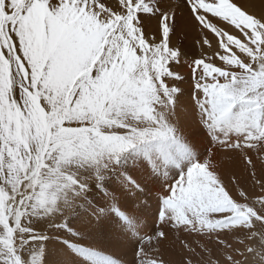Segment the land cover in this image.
I'll return each mask as SVG.
<instances>
[{"label": "snow or ice", "instance_id": "6c2138e0", "mask_svg": "<svg viewBox=\"0 0 264 264\" xmlns=\"http://www.w3.org/2000/svg\"><path fill=\"white\" fill-rule=\"evenodd\" d=\"M227 3L239 16L219 14L218 0L166 8L162 0H0V264H82L78 241L60 239L65 230H115L111 204L131 211L152 190L147 178L189 151L176 111L186 79L191 126L210 147L169 186L134 264H150L146 242L172 232L214 236L217 248L231 249L228 233L243 231L256 257L252 243L264 238V13ZM193 31L198 55L188 56L179 42ZM221 154L240 157L243 181L233 172L226 182L212 163ZM129 159L135 167L126 171ZM224 259L237 264L227 252Z\"/></svg>", "mask_w": 264, "mask_h": 264}, {"label": "rangeland", "instance_id": "374dc122", "mask_svg": "<svg viewBox=\"0 0 264 264\" xmlns=\"http://www.w3.org/2000/svg\"><path fill=\"white\" fill-rule=\"evenodd\" d=\"M222 1L224 3H222ZM237 1L235 0V4L237 3L236 4L237 6H239L240 8H243L245 10L244 6L246 4L245 3L246 0H240L238 2ZM243 1H245V2H243ZM162 2H163L162 3L163 7L166 8V6H168L172 3V0H166V1L162 0ZM243 3H245V4H243ZM241 5H244V6L242 7ZM216 7L219 8L220 11L223 9L225 10V11H222L223 13L221 12V15L222 14L223 15H225V14L226 15H232L234 12L232 9L236 10L235 8L232 7V5L230 6V4L227 3V0H225V1L224 0H218V4ZM236 11L234 13H237ZM236 15L239 16V13ZM182 28H183V25H181V26L178 25L177 31L180 32L182 30ZM193 32H195V31H193ZM197 35H199V33L192 34V36H191V34L189 35L190 40L187 38L189 41L188 42L189 45H192L191 44L192 42H193V44L195 43V37ZM211 36L212 35L209 34V39L213 38ZM182 38H183V35L181 36V39ZM179 43H180V46L183 48V46L181 44H184V39L181 40ZM197 55H198V53H197ZM183 69L185 70V72L187 71L186 68H182V69H180V71H182ZM182 85H185V87H186V90H184V93L187 92L186 93L187 96H185V94H182V98H180V96L178 97L179 98L178 100L180 101L179 103L183 106L182 108H184V109H182V108L178 109L176 107V111L178 112L177 114H179V116H181V114H182V116L188 115V113H186V112H190L189 115H191L193 112H192V106L190 103L191 102L190 101V89L188 87L187 79H186L185 83ZM178 100L176 102H178ZM185 102H187V103H185ZM185 108L187 109V111H185ZM182 110H183V112H182ZM182 116H181V118H183ZM190 127H191V123H190V126L188 124L189 131H191V132H188L186 130L187 132L185 134L186 140L190 137V139L187 140V144L189 146L190 151L183 153L178 160L173 162L171 165L165 166L164 167L165 169L162 168L163 170L161 169L160 172L156 173L155 179H153L152 177L147 178V179L153 180L152 190L150 191V193L147 196L141 195L138 198L137 202L132 203L130 205L131 211H129L128 208L120 207V205L116 202H113L111 204V206L107 209V212L109 215L114 214V215H112V217L118 224V227L115 230L109 232L108 234L107 233L106 234L100 233L97 236L94 235L93 231L89 230V233H92L93 237L95 239L92 238V241L86 242L87 244H84L85 246L90 247L88 249L82 247V244H81L82 242L80 243L79 238L76 237V240L78 241V245H80L78 247L82 248V249H80L81 251H79L80 252L79 257L85 256L83 259L80 260V261L83 260L82 262H84V263H82V264H134V259H135L134 252H135V248L138 244L137 240L140 236H143L145 233L152 231V229L154 228V221L156 219V216H157L160 208L162 207V203H163V200L165 199V195L168 191L169 186L173 183V181L177 180L182 175L186 174V172H187L186 170H188L187 167L190 166V161H192V160L199 161L200 159H202L203 156L206 154V151L210 147V145H209L210 140L207 137V135L205 133H203L202 131H198L199 129L196 130L194 128L195 130L194 129L192 130L193 127H191V128ZM185 129H187V128L185 127ZM189 133H190V136H187ZM198 133H201V136L198 137L199 142L197 141V136L199 135ZM193 134H194V136H193ZM195 134H196V136H195ZM191 139H193V141ZM201 139H203L204 141ZM189 141H191V143H189ZM197 142H198V144L200 143L199 145L197 144L199 147L196 145ZM201 143H202V147H201ZM193 145H196L197 148H199V149H197L196 146H193ZM261 148H262V150H261ZM263 148H264V145H261L260 148L258 149V152L261 153L262 156H264V149ZM212 163L216 165V167L219 171H222L226 174V182L232 178V176L230 174H232L233 172L242 181L246 178L245 166L243 165L239 156L238 157L237 156L230 157V156H224L221 154V156L218 155L216 160L213 161ZM123 167L126 171H130V170L134 169L135 165L133 164L132 160L129 159L124 164ZM149 167H151V164L149 165ZM259 168H261V170H264V164H261V165L258 164V169ZM162 175L164 178H161ZM205 175H208L207 170H205ZM125 179H127V177H125ZM251 186H252L251 182H249V187H251ZM97 198H99V197H97ZM73 220L75 222H77V218L75 216L70 218V223L74 222ZM73 225L75 226V224H73ZM73 225H72L73 230L71 229V231H69L66 229L64 236L60 237V239L66 240V239H68V237L70 235L75 238V235H73V234L76 232L74 230V228H76V227H74ZM102 235H103V237L101 238ZM104 235H105V237H104ZM125 236H126V238H125ZM246 236H247V234L243 233V231L229 232L226 239L232 242V248L231 249H225V248H217L215 246V243H214L215 237L214 236L213 237H200V236H196V235L189 236V235L184 234V233L177 234L175 232H172L169 235V239L166 241L158 242L157 240L153 239L151 241L146 242V244H145L146 255L142 254V256H143V259L145 261L150 262V264H155V262L158 260H162L163 264H213V261H218L219 264H229V262L224 259V253L227 252V253H229L232 256L237 258V264H240V262L241 263L243 262L242 264H251V262H249V260L252 258V256H248V254L246 252V247L249 243V241L246 239ZM98 237L101 239H99ZM233 238H235V239H233ZM97 239L101 240V241L98 242ZM240 239L245 240V243L244 244L236 243V241L240 240ZM94 240H95V242H94ZM181 240H186L189 244V248L183 247ZM83 242L85 243V241H83ZM93 242H94V244H93ZM258 242H261L262 245L264 246V238L260 239ZM55 244H56V242L53 241L52 245L55 246ZM102 244H103V246H102ZM95 245L98 249H95ZM201 245H204L205 247L201 248ZM51 246H50V248H51ZM252 247L254 248L255 246H252ZM262 251H264V248L262 249ZM55 253H56V251H53L51 254H49L48 259L49 260L55 259L56 258ZM241 253H243L244 256L241 255ZM249 257H251V258H249ZM256 257H257V254H256ZM239 258L241 259L240 262H239ZM246 262H248V263H246Z\"/></svg>", "mask_w": 264, "mask_h": 264}, {"label": "bare ground", "instance_id": "6f19581e", "mask_svg": "<svg viewBox=\"0 0 264 264\" xmlns=\"http://www.w3.org/2000/svg\"><path fill=\"white\" fill-rule=\"evenodd\" d=\"M163 1H166V0H163ZM225 1V0H224ZM237 1V0H236ZM238 1H240V0H238ZM237 1V2H238ZM249 1V2H248ZM169 2V1H168ZM243 2H245V1H243ZM248 2V3H247ZM163 3V2H162ZM167 3V2H166ZM222 3H224L223 1H222ZM246 3V4H245ZM245 3H243V4H245V6L244 5H241L242 7L244 6V8H245V10H248V11H251V12H254L255 14H257V15H260V14H262V13H264V0H246V2ZM169 4V3H168ZM226 4V3H225ZM237 4V3H236ZM223 5V4H222ZM227 5V4H226ZM165 6V5H164ZM231 6V5H230ZM167 7V6H166ZM221 8V7H220ZM223 8V7H222ZM225 8V7H224ZM219 9V8H218ZM241 9H243V8H241ZM227 10V9H226ZM234 12L236 11V10H234V9H232ZM244 10V9H243ZM222 11H225L224 9L223 10H221L219 13L221 14V12ZM233 12V13H234ZM237 12V11H236ZM223 13V12H222ZM236 14H238V12L236 13ZM223 15V14H222ZM226 15V14H225ZM181 26V25H180ZM180 30V29H179ZM197 33H199V32H197V31H195V32H193V33H190L191 34V36H192V34H197ZM212 37V36H211ZM210 37V38H211ZM189 40H190V37L188 38ZM188 39H184V44H181L182 46H183V48H182V50L184 51V52H186L187 53V55L188 56H196L197 55V51L192 47V45H189V41H188ZM211 39H213V38H211ZM182 40H183V38H182ZM183 42V41H182ZM215 42V41H214ZM193 43V42H192ZM180 68V66H178V68H177V70ZM180 69H182V68H180ZM180 69H179V71H180ZM182 71H185L184 69L182 70ZM182 88H183V94H185V96H187L186 95V93H184V90H186V87H185V85H182ZM188 90V89H187ZM180 98H182V95H180ZM179 99V98H178ZM177 99V100H178ZM186 99V98H185ZM180 101L178 100V102H176V104H177V108L179 109V108H182L183 106L179 103ZM185 103H187V102H185ZM191 103V102H190ZM189 104V103H188ZM186 105V104H185ZM188 106V105H187ZM186 107V106H185ZM182 109H184V108H182ZM185 111H187V109L185 108ZM184 111V112H185ZM180 112V111H179ZM182 112H183V110H182ZM181 112V113H182ZM178 113V112H177ZM186 113H188V115H184V116H182V114H181V116L183 117V118H181V120H182V124L187 128L186 130L188 131V132H191V131H189V128H188V124H189V126H190V123H191V121H192V119H193V113L191 114V115H189V113L190 112H186ZM184 114V113H183ZM179 115V114H178ZM192 127V126H191ZM190 127V128H191ZM194 128H192V130H193ZM195 130V129H194ZM197 130V129H196ZM186 131V132H187ZM198 131H200V130H198ZM197 131V132H198ZM196 133V132H195ZM192 134V133H191ZM199 135L197 136V141H198V137L199 136H201V133H198ZM203 135V134H202ZM187 136H190V133L187 135ZM193 136H194V134H193ZM195 136H196V134H195ZM186 137V136H185ZM192 137V136H191ZM188 138V137H187ZM188 139H190V137L188 138ZM187 139V140H188ZM195 139V138H194ZM186 140V141H187ZM192 141H193V139H191ZM201 140H203V139H201ZM204 141V140H203ZM199 142V141H198ZM198 142L196 143V145L198 144ZM202 142V141H201ZM189 143H191V141H189ZM193 144V143H192ZM195 144V143H194ZM200 144V143H199ZM198 144V145H199ZM204 144V143H203ZM196 145H193V146H196ZM197 145V146H198ZM210 145V144H209ZM197 146H196V148H197ZM207 146V145H206ZM199 147V146H198ZM201 147H202V143H201ZM205 147V146H204ZM208 148V147H207ZM197 149H199V148H197ZM203 149V148H202ZM264 149V148H263ZM196 150V149H195ZM261 150H262V148H261ZM190 151V150H189ZM199 151V150H198ZM194 154V153H193ZM197 155V154H196ZM221 156V155H220ZM185 157V156H184ZM238 157V156H237ZM228 158V157H227ZM228 160V159H227ZM236 160V159H235ZM225 161V160H224ZM230 162V161H229ZM235 163V162H234ZM187 164V163H186ZM232 164V163H231ZM187 167V166H186ZM165 169V168H164ZM187 169H188V167H187ZM163 170V169H162ZM187 171V170H186ZM163 172V171H162ZM166 173V172H165ZM166 175V174H165ZM164 175V176H165ZM231 175V174H230ZM169 176V175H168ZM240 177V176H239ZM161 178H164L163 177V175H162V177ZM174 182V181H173ZM156 189V188H155ZM97 191H99V190H97ZM157 191V190H156ZM165 197H166V195H165ZM112 210V209H111ZM108 213V212H107ZM111 213V212H110ZM112 215H114V214H112ZM111 215V216H112ZM116 215V214H115ZM77 218V217H76ZM72 220V219H71ZM74 221V220H73ZM72 222V221H71ZM77 223H78V220H77ZM74 226V225H73ZM74 227H76V226H74ZM121 227V226H120ZM73 230V229H72ZM74 230L76 231V228H74ZM124 230V229H123ZM120 231V230H119ZM68 233V232H67ZM71 233V232H70ZM244 233V232H243ZM98 234H100V233H97V232H94V235L95 236H97ZM102 234V233H101ZM104 234V233H103ZM108 234V233H107ZM73 235H75V239H76V237L77 238H79V240H80V243L82 244V247H84V248H90V247H88V246H85L84 244H87L86 242H89V241H92V238L93 239H95L94 237H93V234L92 233H89V229H81L79 232H75ZM236 235V234H235ZM234 235V236H235ZM243 235V234H242ZM239 236V235H238ZM245 236V235H244ZM68 237V236H67ZM103 237V235L101 236V238ZM104 237H105V235H104ZM130 237V236H129ZM243 237V236H242ZM64 238V237H63ZM99 238V237H98ZM101 238H99V239H101ZM125 238H126V236H125ZM233 239H235V238H233ZM262 239V238H261ZM137 240V239H136ZM83 241H85V243L83 242ZM97 241L99 242V241H101V240H98L97 239ZM138 241V240H137ZM262 241V240H261ZM94 242H95V240H94ZM94 242H93V244H94ZM92 243V242H91ZM101 244V243H100ZM52 245V244H51ZM50 245V246H51ZM89 245V244H88ZM125 245V244H124ZM53 246V245H52ZM51 246V248H50V251H49V254H51L53 251H57V247H56V244H55V246H53L52 247ZM78 246H80V245H78ZM93 246V245H92ZM102 246H103V244H102ZM252 246H255L254 248L257 250V257H255V258H251V257H249V258H251L250 260H249V262H251V264H259V253L262 251V249L264 248V246L262 245V243L261 242H256V243H252ZM100 247V246H99ZM125 247V246H124ZM80 249H82V248H80ZM94 249V248H93ZM92 249V250H93ZM95 249H98L97 247H96V245H95ZM81 251V250H80ZM94 251V250H93ZM100 251V250H99ZM243 251V250H242ZM95 252V251H94ZM79 253L80 252H78L77 253V256H78V258L81 260V259H83L84 257H79ZM241 256V255H240ZM243 256H244V254H243ZM248 258V259H249ZM85 260V259H84ZM240 258H239V262H240ZM83 261V260H82ZM82 263H84V262H82ZM243 263V262H242ZM241 262H240V264H242ZM246 263H248V262H246Z\"/></svg>", "mask_w": 264, "mask_h": 264}]
</instances>
